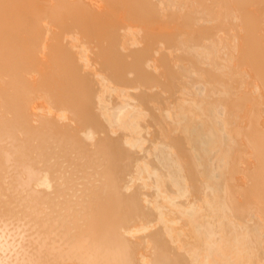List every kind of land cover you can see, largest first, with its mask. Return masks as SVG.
<instances>
[{
  "label": "bare ground",
  "instance_id": "6f19581e",
  "mask_svg": "<svg viewBox=\"0 0 264 264\" xmlns=\"http://www.w3.org/2000/svg\"><path fill=\"white\" fill-rule=\"evenodd\" d=\"M0 264H264V0H0Z\"/></svg>",
  "mask_w": 264,
  "mask_h": 264
}]
</instances>
